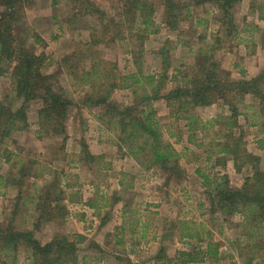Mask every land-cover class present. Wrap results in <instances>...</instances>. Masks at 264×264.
<instances>
[{
	"label": "rangeland",
	"instance_id": "obj_1",
	"mask_svg": "<svg viewBox=\"0 0 264 264\" xmlns=\"http://www.w3.org/2000/svg\"><path fill=\"white\" fill-rule=\"evenodd\" d=\"M86 1L92 3L96 10L103 13L104 18L99 19L98 15H77L78 6L71 0H30L25 7L22 28L28 34L26 37L27 46L33 48L37 55L44 54L45 60L42 73L45 75L53 74L56 77L55 85L58 91L78 106L73 109L67 120V140L62 151L60 150L62 142L60 137H52L47 134H41L38 137L37 111L39 105L36 102L29 103L27 107L28 128L25 131L12 132L10 138L4 139V143L0 145V156L4 150H7L12 155L11 162L7 164L4 163L3 155L0 157L1 177L8 184L14 183V181H19L20 183L18 186L14 185L16 187L13 190L15 193H8L0 188V195L4 193L2 198L5 199L4 201L1 200L0 196V226H7L10 214L17 203L16 200L19 198L17 216L21 217L26 212L27 217H25L26 224L21 220L17 221L20 227L18 229L30 231L32 224L36 221V213L34 212V202H29L25 199L38 194L41 196L49 188L52 194L54 192H63L64 199L60 206L65 210V216L59 218L57 222L44 224L40 231L34 233V237L41 244H45L50 241L54 236L53 232L57 229L56 234H63L69 237V240H72L74 236L70 234L72 229H67L68 232L66 231V224L71 219L70 217L84 213L83 211L89 212L86 202L81 204V208L75 207V203H71L73 199L77 198L76 194L78 193L86 197V199L93 197L96 202H99L102 194H99V192L95 194V187L102 189V191L107 190V186L113 184V181H110L112 174L114 175L120 169L127 172L123 171L127 175L122 178L125 185V187L123 186L124 190L121 192L122 197L127 200L138 197V206L129 203L127 216L134 212H146L147 210L148 212H153L154 209H159L158 201L163 203L160 208L161 215L158 219L155 220V217L152 218L151 216H149V220L139 219L140 232L142 230L141 226H150L152 223L155 224L159 220H163L159 221V223L165 226V234L163 235L165 236V241H167V237H170L173 238V242L177 240L183 242V227L187 229L185 233H191L190 231H192L194 235L199 236V227L201 225L199 224L197 213L203 212V209L193 205L195 204L194 201L199 198L200 193L192 191L189 196H186L190 203H185L184 191L173 184L165 185V177L158 169L139 172V167L135 161L121 154L123 151L119 153L115 146L108 144L109 141L115 140V135L112 134L110 126L104 125L96 119L100 113L98 108L93 109L82 104L83 96L85 93L91 92L90 88L87 85H84V87H80L78 84L73 85L74 79L69 77L68 74L74 73L73 75H75L81 71L89 70L91 68L90 59L93 58L98 63L104 62L105 65L107 64L105 68L111 69L112 72H115V70L113 71L114 65L117 66V71L121 75H128L140 68L144 76L150 75L155 77L156 80L160 79L162 81L161 91L165 94L178 87L177 79L179 81L184 68V72L187 71L188 73L190 71L191 74L195 68L197 54H201V51H209L208 56L213 59L212 61H216L219 64L222 71L229 74L231 80L249 81L255 78L260 71L264 70V21L258 19V10H261L262 6H264V0H242L240 4L235 6L232 13L236 24L239 26L238 35L234 40H231L230 37L226 38L223 31L217 33L219 31V23L216 21L218 14L211 3L195 7L182 1L185 6H189L188 15L185 8L180 10L174 30H171L162 23L164 11L160 1L153 0L155 13L152 19L158 28L155 26L150 28L147 31L149 35L146 36L133 31L129 32L128 28L125 27L118 30L119 37L124 38V41H119L118 38H115V42L111 43L110 39L114 36L115 27H112L107 33L102 30L107 20H113L114 23L121 21L122 3L120 2L122 0ZM2 12L3 10L0 7V14ZM198 23L201 24L198 25ZM91 35L96 37V44L90 43ZM34 38L37 39V43H35ZM216 38L220 39L219 45L215 44ZM81 44L88 46L84 48L81 55L80 52L74 54L76 50L81 48ZM67 57L71 59L68 64H65L63 60ZM136 61L141 63L140 66L135 67L133 65ZM8 68L6 63L1 64L0 70L3 72L0 75V101L7 97L8 100H13V95L10 93L11 84ZM173 69L180 71L174 81L172 80ZM131 94V90L115 89L112 93V100L120 105H132L135 101ZM19 105V101H13L12 109H17ZM213 105L214 107L211 109L208 108L210 106L189 108L187 112L180 113L176 102L170 110L166 107L168 111L163 100L155 102L153 108L157 112L160 111V113L165 112L167 114L159 119L164 140L173 146L175 141L185 138L184 135H189L184 134L182 128L186 123L183 118L187 114L207 119L216 115L214 123L207 122V125L203 126L201 131L204 138V141L201 142L203 147H209V150L216 151L225 144H234V139L238 140L239 151L258 157L260 159L259 167L264 171V149L263 151L254 150L255 145L252 142L257 134L260 137L263 136L259 132L261 130L260 124L256 127H250V122L255 120L258 122V118L259 121L263 119L264 109L262 112V106L251 96H245L243 102L238 105L240 115L234 121L238 127L230 128V132H228L225 125L227 118L230 116L228 106H222L218 103ZM217 105L221 106V108L215 107ZM253 113L259 116L252 119L251 115ZM172 115L181 116V118L175 120L170 117ZM195 126H197L198 130H200V126L202 128L199 123ZM198 130L192 133L193 147L197 151L203 148L197 147L201 138L198 135ZM241 132L242 136L239 140ZM169 135H174L177 138L171 142L168 138ZM195 135L198 137H195ZM216 136H221V139L214 140ZM97 141L104 144H100L102 153L95 156L97 157L96 160L94 162L89 161L86 164L77 163V154L82 150L81 145H84L91 154L89 148L97 144ZM173 148L181 150V146H173ZM193 158L195 157L190 159ZM19 161L22 164L32 162V166L29 167L30 170L22 178L15 176L20 168V164H16ZM216 162L219 165L223 164L220 157L216 159ZM180 166L184 170L186 167L195 168L191 164L185 166L181 160ZM121 171H119V174L123 173ZM240 173L241 175L234 176L238 182L241 178L244 180L247 175L245 167ZM249 173L248 171V175ZM5 194L7 197H5ZM150 204H152V207L149 206ZM176 217H179V219H176ZM184 217H189L190 221H184ZM137 219V216L132 214L130 221L126 224L132 225V222ZM237 221L235 219L236 223ZM183 222H190V225H181ZM62 223L64 229L60 230ZM85 223V233L88 237L90 236V230L95 229L98 226V222L96 219L91 218V220H85ZM206 225L209 228H218L214 218L209 219ZM167 228L171 230L172 234L171 232L169 235L167 234ZM175 231L179 232L180 239ZM236 232L235 230L230 232L232 239L237 235ZM202 234L203 237H206L205 230L202 231ZM225 236L227 238L229 236L228 233ZM125 238V241L129 240L128 236H125ZM109 239L108 236L103 234L97 236L99 243L107 242ZM191 241H193V244L196 243L192 238L187 242L191 243ZM141 243H143V239L139 241V248ZM89 245L91 246L92 244L86 241L78 247L77 259L88 253L87 247ZM166 245L161 248L167 257L166 250L168 246ZM25 251L30 254L29 250L23 246H18L16 253L7 258L0 253V264H9L11 261L13 264H22ZM137 253L138 251L135 254H131V259L124 256L119 257V264H127V262L138 264L135 263L139 255ZM146 256L149 255H144V257ZM101 258L108 260L107 264H112L110 261H114L113 258L107 259L106 256H101ZM144 260H147V257ZM261 264L263 263L261 262Z\"/></svg>",
	"mask_w": 264,
	"mask_h": 264
},
{
	"label": "trees",
	"instance_id": "obj_2",
	"mask_svg": "<svg viewBox=\"0 0 264 264\" xmlns=\"http://www.w3.org/2000/svg\"><path fill=\"white\" fill-rule=\"evenodd\" d=\"M30 0H0V7L3 12L0 14V67L6 63L9 67L13 100L4 98L0 101V145L4 139L10 138L12 132L25 131L28 128L27 107L29 103L36 102L39 105L38 116V137L41 134H47L52 137L62 139L60 150L64 148L67 140L66 123L77 106L71 99L60 93L56 88V77L53 74L45 75L42 73L44 68V54H35L33 48L26 44L27 32L22 28L25 7ZM78 7L77 15L92 16L98 15L99 19L104 18V14L95 9L92 3L86 0H71ZM163 6V24L171 30L177 23V15L180 10L185 8L188 15V5L201 6L211 3L217 11L216 21L219 23L217 33L223 31L226 38L234 40L238 35V24L232 13L235 6L242 0H158ZM185 1L187 6L182 3ZM121 21L114 23L113 20H107L103 32L107 33L112 27H115L114 36L110 39L115 42V38L124 41L119 37V31L127 27L128 31L134 33L149 35L147 31L155 26L153 22L154 2L153 0H122ZM258 19L264 21V6L258 10ZM201 23H198L200 25ZM128 25V26H127ZM158 28L157 26H155ZM247 28V26H246ZM94 35V34H93ZM91 35L90 43H94L96 37ZM144 38V36H143ZM141 38V39H143ZM35 43H37V39ZM140 40V38H139ZM118 42V41H116ZM220 39H215V44L219 45ZM76 50L81 52L88 45H80ZM142 53V52H140ZM209 51H201L195 58V68L187 73L183 72L177 83L178 87L163 94V83L160 79L156 80L153 76H144L141 69H136L128 75H121L114 65L113 71L106 69L104 62H96L91 58V68L81 71L79 74H68L74 79L73 85L84 87L87 85L91 92L85 93L82 104L87 107L99 110L96 119L112 128V134L115 135L114 141H109L116 147L119 153L136 162L139 169L144 172L151 169H158L164 175V184L181 185L187 177L186 171L180 166L181 156L173 148L171 143L164 140L157 111L153 104L163 100L166 107L172 108L176 102L178 112L185 113L189 108L208 107L213 104L228 106L230 116L226 120V130L238 127L236 122L240 115L238 105L243 102L245 96L254 98L260 106L262 112L264 109V70L249 80L233 81L229 74L220 69L219 64L208 56ZM70 57L63 60L68 64ZM77 60V58H76ZM140 62L133 63L135 67L140 66ZM104 67V68H103ZM175 80L176 75L180 73L173 69ZM3 71L0 70V75ZM171 80V82H172ZM155 83V84H154ZM131 90V96L134 101L132 105H120L112 100L113 90ZM13 101H19L20 105L13 110ZM189 115V116H188ZM252 114L251 118L258 117ZM264 116V115H263ZM175 120L181 116H170ZM195 115L187 114L183 120L186 121V128L189 132L197 130L198 119ZM260 124V132L264 131V119L258 122H250V127ZM190 133V134H191ZM241 135L239 140L241 139ZM238 140L234 139V144H225L219 151L223 152L233 162L237 173H240L245 167L247 175L244 178L243 185L237 189L230 185L226 176L213 180L209 176L203 178V188L207 201L206 211L210 218L222 216L225 219L238 213L243 217L240 225L241 237L245 243L238 241L237 250L242 264H251L253 260H259L264 263V171L260 169V159L244 151H239ZM257 146L264 149V136L257 140ZM81 152L77 154V163L86 164L89 161L94 162L97 157L92 156L84 145H81ZM4 163H10L11 153L7 150L3 152ZM1 155V156H2ZM0 156V157H1ZM223 161V159H222ZM17 170L15 176L20 178L30 170L32 162L22 164ZM248 171L250 172L248 175ZM125 174L121 175L122 178ZM8 183V182H7ZM14 185H20L19 181H14ZM125 186V185H124ZM28 197L25 200L34 202V212L36 221L32 224L30 231L20 230L18 220L24 224L26 212L21 217L17 216L19 211L18 198L16 201L7 226H0V253L6 258L13 256L18 246L27 248L30 252V264H75L77 262V252L79 245L84 241L80 235H74L73 239L61 234H55L49 242L41 244L34 237L36 231H40L44 224L57 222L65 216V210L60 206L64 199L63 192H52L49 188L41 196ZM77 195V194H76ZM102 199V197H101ZM100 199V200H101ZM24 204V201H23ZM88 208L99 211L97 203H89ZM27 211V210H26ZM17 216V217H16ZM181 225H185L181 223ZM187 229L183 227V232ZM184 234L187 237L200 236L194 235V232ZM241 244V245H240ZM209 251L212 253V243L210 242ZM204 254L194 252L190 255L181 253L173 261L165 256L164 250L159 249L155 256V264H187L202 259ZM127 264H133L127 262Z\"/></svg>",
	"mask_w": 264,
	"mask_h": 264
},
{
	"label": "crops",
	"instance_id": "obj_3",
	"mask_svg": "<svg viewBox=\"0 0 264 264\" xmlns=\"http://www.w3.org/2000/svg\"><path fill=\"white\" fill-rule=\"evenodd\" d=\"M164 104V103H163ZM165 105V104H164ZM213 106H210L208 108H213ZM215 107L221 108V106L217 105ZM166 108V106H165ZM167 110V108H166ZM168 111V110H167ZM167 113V112H166ZM169 113V112H168ZM165 112L160 113V111L157 112V116L161 118V116L165 117ZM198 119V123L202 125V128L200 126V130H198V135L200 138L199 145L197 144V147H203V144L201 142L204 141V138L202 136V130L203 126L207 122H215L216 115L213 118H204V117H196ZM264 119V117H263ZM262 119V120H263ZM203 121V122H202ZM254 122V121H253ZM204 123V124H203ZM186 123L182 127L184 130V134H189V135H184L185 138L179 139V141H175L173 146L179 147L181 146V150L176 151L180 154L181 156V161L184 162V165H194L195 168H189L186 167L185 171L187 173V177L183 180L181 185L178 187L181 188L184 191V196L186 197L187 195L189 196L192 191H198L200 193L199 198L194 201L193 206H198L199 208L203 209V212L197 213V218L199 219V224L201 225L199 227V236L200 239L196 237H187L184 234L185 232L182 233V239L183 242L177 240L173 242V238L167 237V241L164 240L163 236L165 234V226L161 225L159 221L158 223L151 224L150 226L144 225L141 226L142 230L140 232L139 230V219L141 220H149L151 216L152 218L155 217V220L160 217V208L163 205L162 202L158 201L157 206L159 209H154L153 212H146L141 211V212H134V216H137V220L132 222L131 224H126L127 222L130 221V216L128 215L127 208L129 207V203L135 206H138V197H134L132 199H126L123 198L121 195V192L124 190V185L121 184V175L127 173L125 170H117L115 174H112V177L110 181H113V184L111 186H107V190L102 191V189L95 187V194H102V199L98 202H96V199L92 198H87L84 196H81L80 194L77 193V198L73 199L71 203H75V207L81 208V204H85L86 206L88 205V202L91 203H97V207L99 211H94L88 208L87 210L89 212L80 213L77 215H74L70 217L71 219L67 222L66 224V231L67 229H72L70 234L73 235H80L84 238V242L88 241L89 244H92L91 246L89 245L87 247V254L82 255L80 258L77 259V262L75 264H107L108 260L102 259L101 256H106L108 258H113L114 261H110L112 264H119L118 260L119 257H128L131 259V254H135L136 251H138L137 254H141L140 256L138 255L137 261L135 263L138 264H155V256L157 255L159 249L163 247L164 245L168 246V249L166 250V255L167 258L170 260L175 261L181 253L190 255L194 252H200L204 254L205 257L202 259L196 261V262H188L187 264H242L239 252L237 250V244L238 241L241 243H245L241 237V230H240V225L243 222V217L241 214L235 213L231 217L225 219L222 216H217L214 217L215 219V224L218 226L217 229H214L213 227L209 228L208 225L205 226L209 222L210 216L208 215L206 208H207V201L205 198V193H204V188H203V178L205 176H209V178L213 180H218L220 177L223 175L227 176L230 185L233 187L239 189L243 185V178L240 179L238 182L235 180L234 176H239L241 173H237L233 162L230 160L227 155H225L223 152H220L218 150H209V147H203L201 150L197 151L195 147H193V136L192 133L187 131L186 128ZM207 125V124H206ZM256 127V126H253ZM196 130V131H197ZM194 131V132H196ZM260 132V131H259ZM191 133V134H190ZM264 136V131L260 132ZM197 135V134H196ZM195 137H198L196 136ZM262 136V137H263ZM260 136L254 137V140L252 141L255 145L254 150H260L263 151L260 147L257 146V140L260 139ZM169 141L172 142V140L176 139L174 135H169L168 136ZM221 136H216L214 140H220ZM213 140V141H214ZM103 145L104 143H101L100 141H97V144H94V146H90L89 150H91V155L93 156H98L100 155L101 148L100 146ZM254 155H256L255 152H253ZM192 157H195L193 159H190ZM220 157L223 159V164L219 165L216 162V159ZM11 162V160H10ZM123 172L122 174H119L120 172ZM141 170L139 169V172ZM1 172H0V188L1 190H5V192L8 193H15L16 187L14 186V183L8 184L5 182L3 177H1ZM127 175V174H125ZM136 175L138 176V172L136 171ZM236 183H235V182ZM123 182V181H122ZM234 184V185H233ZM124 186V187H123ZM12 189V190H10ZM4 195V193H1V198ZM80 195V196H79ZM35 196V195H34ZM33 196V197H34ZM5 197L7 195L5 194ZM97 198V196H96ZM90 199V200H89ZM1 200H5L2 198ZM98 200V199H97ZM185 203H190L188 201V197L184 199ZM80 203V204H77ZM156 203V202H155ZM161 204V205H159ZM149 206L152 207V204ZM79 211V210H78ZM82 211V210H81ZM30 217V215H29ZM89 217V218H88ZM96 219L98 222V226L95 227V229L90 230V236H86L85 233V227L86 223L85 220L89 219ZM185 218V217H184ZM174 219V217H173ZM176 219H179V217H176ZM235 219H237V223L235 222ZM190 221L189 217H186L184 221ZM239 222V223H238ZM92 223V222H91ZM184 223V222H183ZM161 226H160V225ZM185 225H190V222H185ZM204 225V226H203ZM206 227V229H205ZM64 226L62 223V226L60 227V230H63ZM164 229V230H163ZM167 228V234L171 232ZM206 232L205 236L203 237L202 231ZM236 232L237 235L232 239L230 236V232L234 231ZM227 231L226 233H224ZM68 232V231H67ZM54 235L57 233V229H55V232H53ZM175 233H177L175 231ZM179 233V232H178ZM178 238L180 239V235ZM228 237L226 238L225 235ZM104 235L108 236L110 239L107 240V242L104 243H99L97 241V236L98 235ZM172 234V232H171ZM224 234V236H223ZM189 235V232H188ZM125 236H128V241H125ZM217 236V237H216ZM209 237V238H208ZM191 238L196 242L193 244V241L191 243L187 242L188 240H191ZM143 239V243H141L140 248H139V241ZM79 245V247L81 245ZM212 243L213 247L212 253L207 254L209 251V243ZM241 245V244H240ZM92 247V248H90ZM144 255H149L146 256L147 260H144ZM8 264V263H7ZM9 264H13V262H9ZM22 264H30V254L25 251V256L22 258ZM251 264H261V261L259 260H253ZM264 264V263H263Z\"/></svg>",
	"mask_w": 264,
	"mask_h": 264
}]
</instances>
